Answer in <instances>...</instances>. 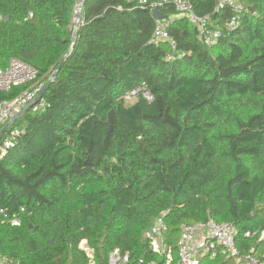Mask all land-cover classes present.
<instances>
[{
	"label": "trees",
	"instance_id": "1",
	"mask_svg": "<svg viewBox=\"0 0 264 264\" xmlns=\"http://www.w3.org/2000/svg\"><path fill=\"white\" fill-rule=\"evenodd\" d=\"M79 1L0 0V64L22 59L46 83L67 56L45 110L25 112L0 139V254L89 264L87 240L97 264L115 248L165 264L146 236L163 212L172 264L181 226L210 218L237 227L242 252L263 250L264 0H241V13L187 0L221 31L213 46L175 0H85L74 34ZM152 3L184 58L166 59L170 44L154 40ZM233 16L240 25L230 29ZM139 86L153 99L128 105ZM200 264L236 263L206 254Z\"/></svg>",
	"mask_w": 264,
	"mask_h": 264
},
{
	"label": "built area",
	"instance_id": "2",
	"mask_svg": "<svg viewBox=\"0 0 264 264\" xmlns=\"http://www.w3.org/2000/svg\"><path fill=\"white\" fill-rule=\"evenodd\" d=\"M178 11L195 23L200 32V38L208 46L216 44L217 39L221 35V31L214 28H207L205 23L209 17H198L187 0H175ZM232 7L238 13L245 10L244 4L239 0H217V9L222 7ZM157 8L156 3H152V11ZM171 20H157L154 32V40L156 42H168L171 50L166 53V59H182L185 53L178 48L177 40L170 33ZM228 28L235 29L240 25L239 16H233L227 23ZM23 86L24 89L18 95L9 99H0V130L2 127L15 118L25 107L34 102L42 92L45 81L40 77V71L35 66L27 63L19 58H11L7 65L0 64V91L10 92L15 87ZM143 95L149 100L153 96L146 90L145 86H139L126 93V96ZM46 100L42 97L35 103L30 110L33 112L43 111L46 108ZM12 139L5 140L1 147V153H5L6 149L14 144L19 131L13 129L11 132ZM7 139V138H6ZM166 212L159 216L146 236L149 239L151 248L159 254H167V262L172 259V253L165 245V232L167 225L165 222ZM20 221L13 220V224L17 225ZM251 231L246 232V236H252ZM238 229L230 222H219L214 218H210L205 222L195 224H183L181 226V234L177 244V252L179 264H200V257L203 255H211L212 257L222 254L226 257L234 259L236 264H264V247L261 254H255L252 251L242 252L237 242ZM260 240L264 239V229L260 233ZM82 248L89 257V264H97L95 260V251L90 247L87 240H83ZM0 264H19V261L9 259L0 254ZM108 264H158L155 260L147 261L145 258H134L129 252H123L119 248L113 249L109 253Z\"/></svg>",
	"mask_w": 264,
	"mask_h": 264
},
{
	"label": "water",
	"instance_id": "3",
	"mask_svg": "<svg viewBox=\"0 0 264 264\" xmlns=\"http://www.w3.org/2000/svg\"><path fill=\"white\" fill-rule=\"evenodd\" d=\"M84 1L85 0H80L78 5H77V8H76V11H75V18H74V22H75V25H74V34H76V29H77V26H78V23L80 22L81 20V16H82V8H83V4H84ZM153 15L154 17L157 19V20H160V19H168L169 16L166 15V14H163L158 8L154 9L153 10ZM4 20H7L8 19V16H4L3 17ZM75 46V41L73 43V46L72 48H74ZM67 56H65L61 63L59 64L58 68L52 73V75L50 76L49 80L45 83V86L42 90V92L40 93V95L38 96V98L30 103L27 107H25L20 113H18L14 119H12L11 121H9L8 123H6L2 129L0 130V139L3 137V135L7 132L8 128L10 127V125L15 122L22 114H24L25 112L29 111L32 106L37 103L39 101V99H41L45 93V91L49 88V86L52 84V82H54V80L57 79L58 77V72L60 70V68L62 67L63 63L65 62Z\"/></svg>",
	"mask_w": 264,
	"mask_h": 264
},
{
	"label": "rangeland",
	"instance_id": "4",
	"mask_svg": "<svg viewBox=\"0 0 264 264\" xmlns=\"http://www.w3.org/2000/svg\"><path fill=\"white\" fill-rule=\"evenodd\" d=\"M239 1V0H238ZM241 1V0H240ZM244 1V0H243ZM245 2V1H244ZM137 96H130V97H128V96H125V100H126V102H127V104L128 105H131V104H133L136 100H137ZM19 128L20 127H18V128H15V130H17V131H19ZM13 131V130H12ZM11 131V132H12ZM6 134V133H5ZM12 134L10 133H8V135H7V139L6 140H9V139H12ZM82 246H84V245H82V243L80 244V248L81 249H83L82 248ZM172 261H173V256H172V259L169 261V262H166L165 264H172ZM174 264H179L178 262L177 263H174Z\"/></svg>",
	"mask_w": 264,
	"mask_h": 264
},
{
	"label": "crops",
	"instance_id": "5",
	"mask_svg": "<svg viewBox=\"0 0 264 264\" xmlns=\"http://www.w3.org/2000/svg\"><path fill=\"white\" fill-rule=\"evenodd\" d=\"M255 253L258 254V255L261 254L262 253V248L260 247V248L256 249Z\"/></svg>",
	"mask_w": 264,
	"mask_h": 264
}]
</instances>
